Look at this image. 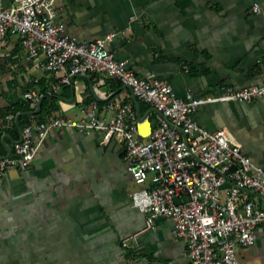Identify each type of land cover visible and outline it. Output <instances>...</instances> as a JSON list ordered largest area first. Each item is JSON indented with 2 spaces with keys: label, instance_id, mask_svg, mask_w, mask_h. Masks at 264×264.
<instances>
[{
  "label": "crops",
  "instance_id": "0c3cea01",
  "mask_svg": "<svg viewBox=\"0 0 264 264\" xmlns=\"http://www.w3.org/2000/svg\"><path fill=\"white\" fill-rule=\"evenodd\" d=\"M258 4L260 13L252 12ZM56 21L78 41L117 33L109 48L139 78L161 79L178 97L213 96L264 83V0H56ZM30 58L17 36L0 46V125L9 113L18 126L0 133V157L21 137L20 121L55 118L81 121L96 102L101 118L109 104H130L143 120L155 113L130 89L104 74L76 77L37 108L25 101L31 89L45 92L58 76ZM42 114H39L40 111ZM204 129L230 130L243 152L264 168V98L250 103L199 107ZM141 128L149 133L146 123ZM126 147L102 143L99 132L54 129L26 170L0 180V264L186 263L187 244L172 235L173 222L132 206L136 185L127 169ZM128 246L124 247L123 244ZM240 264H264V227L250 247H237Z\"/></svg>",
  "mask_w": 264,
  "mask_h": 264
},
{
  "label": "built area",
  "instance_id": "2783aa9c",
  "mask_svg": "<svg viewBox=\"0 0 264 264\" xmlns=\"http://www.w3.org/2000/svg\"><path fill=\"white\" fill-rule=\"evenodd\" d=\"M56 0H0V46L8 35L17 36L30 58L42 54V68L58 76L45 92L31 89L25 101L37 108L46 96L72 85L76 77L107 75L130 89L155 113V126L130 104H109L113 119L99 115L91 103L83 120L55 118L24 124L13 150L0 157V180L11 169L26 170L54 129L73 128L99 132L102 143L112 140L126 147L127 169L141 189L131 194L132 206L147 215V226L157 218L173 222L172 235L187 244L186 263L240 264L237 247H250L257 230L264 227V168L242 150L230 130L202 128L195 120L199 107L213 103H250L264 98V83L236 89L220 87L213 96L178 97L174 87L161 79L139 78L119 61L109 46L117 33L93 41H78L56 21ZM252 12L260 13L258 4ZM147 122L149 133L140 124ZM18 126V115L9 113L0 125L5 134ZM124 247L128 244L124 243Z\"/></svg>",
  "mask_w": 264,
  "mask_h": 264
},
{
  "label": "trees",
  "instance_id": "16d2710c",
  "mask_svg": "<svg viewBox=\"0 0 264 264\" xmlns=\"http://www.w3.org/2000/svg\"><path fill=\"white\" fill-rule=\"evenodd\" d=\"M50 97H52V96H46V97H44L43 99H42V102L46 99V98H50ZM42 110L39 112V114H42ZM30 120L28 119V118H25L24 120H22V121H20V125L19 126H21V125H23V124H26V123H28ZM153 121V125L155 126V122H154V120H152Z\"/></svg>",
  "mask_w": 264,
  "mask_h": 264
},
{
  "label": "bare ground",
  "instance_id": "6f19581e",
  "mask_svg": "<svg viewBox=\"0 0 264 264\" xmlns=\"http://www.w3.org/2000/svg\"><path fill=\"white\" fill-rule=\"evenodd\" d=\"M144 123H146L147 125H148V123L147 122H144ZM142 124V123H141ZM141 124H140V129H141V132L143 133V134H148V132H147V130L146 129H143V128H141ZM149 127V126H148Z\"/></svg>",
  "mask_w": 264,
  "mask_h": 264
},
{
  "label": "water",
  "instance_id": "95a60500",
  "mask_svg": "<svg viewBox=\"0 0 264 264\" xmlns=\"http://www.w3.org/2000/svg\"><path fill=\"white\" fill-rule=\"evenodd\" d=\"M41 105V102L39 103V106ZM140 120L142 121L143 119L142 118H140Z\"/></svg>",
  "mask_w": 264,
  "mask_h": 264
}]
</instances>
